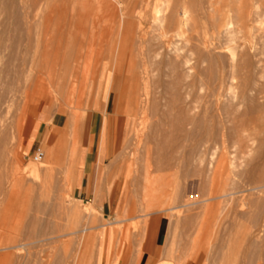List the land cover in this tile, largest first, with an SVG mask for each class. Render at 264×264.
Listing matches in <instances>:
<instances>
[{
    "label": "rangeland",
    "instance_id": "1",
    "mask_svg": "<svg viewBox=\"0 0 264 264\" xmlns=\"http://www.w3.org/2000/svg\"><path fill=\"white\" fill-rule=\"evenodd\" d=\"M16 1V4L12 5L11 0H0V39L5 41L8 47L10 43L12 45L14 42L20 41V39L22 41L23 37H25V40L23 39L22 41L21 48H19L22 49L21 51L24 57L21 55V51L18 50L19 60L21 58L23 59L20 62L21 64L19 63L20 66H18V69L15 68L18 72L22 73L17 72L18 75L15 76L17 80H13L14 77L11 73L10 82L12 84L14 82L15 86L13 87L16 89V92L14 90L15 95L12 96L13 99L9 103L7 102L8 100L6 101V98H8V94L6 97V93L8 92V48L3 53L5 57L4 65L0 66V73L6 72L4 79L1 80L3 82L0 81V92L5 97L3 104L0 105V128L3 125L5 126V130L0 136V246H2L3 242H5L4 245L8 244L7 235L16 237V245L26 244L27 246L20 251H13L15 255L13 254L14 259L10 263L9 260L11 259H8L7 256L8 252L1 253V255L5 256L2 257L0 264H100L104 233L108 238L107 247L109 249L114 248L119 253L124 249H129L132 259L135 254L139 257L142 253V244L145 242L149 232L148 227L157 220L159 223L162 222L165 228V238L160 248L162 254H164V261H161L160 264H264V242L262 241L263 245L259 243L255 248H252V242L249 239L250 230L255 231V228L258 229L257 223H260L259 229L264 226V222H262L264 221V0H236L240 3L243 1V3L245 2L247 6L249 5L252 8H247L244 5L245 3H242L243 6H246V9L252 10H250L251 16L253 17L252 21H255L252 23V26H254L252 28L253 34L255 35L253 36L252 46L250 45L252 48L245 51L254 63L253 68L256 69L251 68L254 72L250 70V74H253V77L248 73L247 75L245 74V78L244 73L242 74L243 76L241 74L239 76L237 74L238 72L236 73L237 76H235L234 72L236 69L230 64L231 61L228 60L227 64V59H229L227 57L231 55H228L229 52L219 50L216 51V55L220 58L226 56L224 58L226 60V69L224 73L219 75L216 81V84H218L216 86V91L218 92V94L216 92L217 98H213V100L208 98L209 89L214 84L212 78L208 79L213 73L211 74L208 69L206 70V66L203 69L207 73L205 71L203 72L207 75L210 74L208 77L206 76L207 79H204V77L202 82H200L195 76V73H197L195 72L196 70H192L188 79L190 84L193 83V86L189 89V92H191L186 104L188 102L193 104L197 112L199 110L198 107L200 108L204 105V108L209 107L211 109L209 111L207 108L214 118L212 120L215 124L218 123L216 125L212 124L215 127L217 126L216 128L220 127L221 132L224 130L225 137L223 140L226 139V142L223 141V144H225L222 145L221 140L220 143H217V146L216 143L209 142L208 144L199 146L195 153L192 152L191 141L181 144L182 147L184 146L183 150H181L182 148L179 145V149L181 150L178 149L177 154L179 161L175 162L176 164L169 165L168 170H165L167 179L164 178V171L158 172L154 170L151 174V184L157 189H153V196H151L152 191L147 192L144 189L147 186V182L142 164L137 163V165H134V160L127 159V162L125 161L121 164V167L119 165L120 169L118 167L113 168V165H111V163L114 164L112 162L114 161V157L124 146L121 144L124 137L123 128L126 127V121L128 119L124 113L127 107L125 91L127 84H125L124 76L119 72L116 61L110 58L111 43L114 41L115 36L105 38L103 40V46L99 48L100 50L96 51L97 58L91 59L87 65L83 64L85 68L82 67V70L84 69V72L80 69L82 73H78L77 84H80L85 79L90 81V87H88L80 103V113L84 114V119L80 120V129L78 126L74 132L70 133L68 137H65L67 140L65 138L60 139L63 124L68 121V118L60 117L56 111L57 105L55 99H51V95L49 94H43V92L49 89L48 86L47 88L46 86L43 87L42 90L39 87H35L37 80L35 77L39 73L37 72L38 75L35 77L34 75L40 69L37 63L40 62L41 57L38 56V53L42 55L40 52L44 50L43 44L40 45V41L43 42L46 37L56 36L59 32L63 33V31L60 30V26L56 20H53L46 27L43 24L41 25L42 18H39V16L31 19H23L24 17L22 16L23 18L21 19L24 20L22 22L20 14V17L14 18L12 13L14 8L17 7L18 9L16 8V10H20V3L18 0ZM136 1L138 2V0H121L123 6L129 2L135 3L136 5L132 7L136 8L137 6L139 11L144 5L140 3L141 0H139V4ZM163 2H166L167 5H163ZM163 2L157 3L158 6L163 5L161 15L164 16L162 18L168 12V10L166 12L168 3L167 1ZM152 3H155V1L150 0V4ZM7 8L8 17L5 14ZM150 9L148 8L147 10L150 11ZM249 10L247 11L249 12ZM164 11L166 13L163 14ZM181 12L180 10L179 14ZM179 18H181V15ZM196 20H198L197 24L199 27L197 26V28L199 30L197 28L193 29V31L186 29L184 34L185 40H181V38L179 40L174 39V45H179L180 47H177L182 49L185 54L191 49V45L187 43V39L197 38L198 36L207 37L206 34H210L209 32L211 31L208 32L209 26L211 27L210 24L212 23L210 19H203L200 16ZM21 24L26 28L30 26V29H26ZM18 25L20 26L18 27ZM160 30L158 26L151 27V25H148L146 28L148 32L147 39L152 36L153 38L151 39L155 40L157 36H160L159 34L162 32ZM255 30L257 31L255 32ZM23 32L28 33L25 35V33L22 34ZM20 33L22 35L18 37ZM67 34L68 30L65 33L63 41L68 38ZM237 37L242 38V35L237 34L235 39ZM158 38L155 41L149 39L151 41L149 42L151 49H158V44L160 43H157V41H160ZM55 39L58 40V38ZM223 44L225 45V42L222 40L221 45L224 46ZM154 49L152 50L155 51ZM240 50L238 49L236 51L238 55L242 52ZM53 51H56V49H53ZM225 53L228 54L226 55ZM245 53L243 52V54ZM34 56L37 57H35L36 60L40 58L36 61ZM23 60H25L24 66L22 65ZM26 62H30L31 65ZM102 62L105 63L103 76L108 71L110 79L108 81L103 78L100 79L98 93L95 100H93V97L96 95L94 86L97 82ZM193 64L195 65V62H192V66ZM227 66H232V68H228ZM34 67H38V69L36 70ZM33 68L35 71H33ZM113 68L115 70L112 72ZM32 73H34L33 76ZM83 74L84 76H82ZM158 77L155 79L161 81L164 79L163 76L160 77L161 79ZM31 79H33L34 84ZM78 79L81 82H78ZM192 79L196 80L193 82ZM165 81L167 80L164 79L162 83L165 84ZM209 83L211 84L208 85ZM245 83L249 85L248 88ZM240 85L244 86L241 87ZM245 87L247 91L243 95L242 90L244 89L243 91H245ZM50 90L48 91L50 92ZM160 91L162 90L159 89L156 97H160L161 99L163 97L168 98ZM52 97H54L53 94ZM164 98L162 100L157 99L160 103L161 112L165 109H163V104L165 107L166 103ZM103 103L104 108L102 106ZM106 105L114 122L112 135L114 141H116V150L109 157L110 159H108L106 165L99 168L93 181L95 194L102 195L101 204L99 205L96 202L97 198L86 197L82 192L81 194L76 192L75 186L80 184V169L84 167L85 147L88 145L91 130V112L94 110L102 111ZM211 105L214 106L211 107ZM212 109L214 110L212 111ZM243 117L247 119L245 120ZM248 118L250 119L248 120ZM135 119L137 120V118ZM242 119H244L243 122ZM153 121L155 122L156 118ZM255 121H257V124L254 123ZM16 123H18V132L15 126ZM231 124H237L240 127L245 125L242 126L243 137L241 140L225 134V130L232 127ZM254 124L256 125L254 126ZM167 129L169 127L163 123L160 130L166 131ZM48 132H53L54 135L52 140L47 144L45 137ZM157 135L159 136V134ZM226 135L230 139H227ZM69 136H71L70 140ZM244 138H246L247 142ZM54 139L56 141L58 139V142L55 141L53 143ZM60 141L64 142V144L61 145ZM65 145L67 147L69 146L70 149ZM58 146L62 147V149L57 148L60 159L56 157L55 160H51L50 153ZM154 148L156 149L157 147L155 146ZM38 150H42L45 153V158L41 163L33 162ZM126 151L128 153L129 149ZM72 155L73 157H71ZM141 156L139 157L141 158ZM221 156L225 157V174L220 183L216 187H213L211 185L213 171ZM76 162L79 163L77 164ZM108 170L112 172L111 176ZM133 172H136V176H134ZM157 172L159 175L155 176ZM15 173L16 175L18 174V177L21 175L20 177L23 180H16ZM115 174L117 175L114 176ZM134 177L137 178L133 181L135 179ZM156 180L161 181V184L158 182L157 185ZM260 185L263 186L261 187ZM161 191L163 192L161 193ZM224 191L225 193L232 194V196L222 198L221 196L224 195ZM211 195L214 198L207 204L203 203L204 200L211 198ZM60 204H63V208ZM252 204L254 205L252 206ZM91 205L95 206L94 211H91V213L82 218L80 222V224H83L82 226L79 224L75 228L68 210L77 206L83 209L85 207H91ZM33 220L36 221V224L34 222L32 224L31 221ZM121 220L122 222L118 223ZM258 220H261V222ZM100 225L101 227L99 228ZM90 227H93V229L72 236L73 238L68 235L71 231L77 230L80 232L82 229L84 230ZM262 228L261 230H264V227ZM10 232L12 233L10 234ZM99 232L100 237L97 238V241L94 237ZM91 236H93V243L90 240ZM87 239L91 242L88 243ZM82 241L83 249H81V255L78 253L77 248L78 243ZM248 253H251L252 258Z\"/></svg>",
    "mask_w": 264,
    "mask_h": 264
},
{
    "label": "bare ground",
    "instance_id": "2",
    "mask_svg": "<svg viewBox=\"0 0 264 264\" xmlns=\"http://www.w3.org/2000/svg\"><path fill=\"white\" fill-rule=\"evenodd\" d=\"M154 1H155V3L150 4V0H147V1L141 0L140 3L142 5H144V7H142V9L139 8L140 10L138 11L137 6H136V8L132 7L133 5L134 6L136 5L135 3L129 2L127 5L123 6V3L121 2V0H18V2L20 3V6H19L20 12L18 10H16L17 7L14 8V10L12 12L14 15L13 16L14 18H16L18 16L20 17V15H21L20 19L23 17H24L23 19H29V18L31 19V18H34V17L36 18L39 16V18H42L41 19V25L43 24L46 27L49 26L53 20H56V22L60 26V30L63 31V33L59 32L58 35H56L57 37L56 36H52L49 38L46 37L43 40V42L40 41V45L43 44V49H44L41 52L39 51L42 55H40L37 52L38 56L41 57V58L39 57L40 62L39 63L36 62L39 59L38 58L36 60L35 59L36 56H34V59L36 61L33 60L39 65L40 69H38V67L37 68L34 67L36 70L37 69L38 70L36 71V75H34V73H32V76L34 75V77L38 75L37 72L39 73V75L37 77H35V78H37V80L35 82V87H39L42 90L43 87L46 86V88H47V86H48V88L51 89L50 92L48 91L49 89L48 90L46 89L47 91L43 92V94L51 95V99L54 98L56 101V105H57L56 111H57L58 115L60 117H63V118H65V117L68 118V121L63 124L62 131L60 132L61 133L60 139H63L66 136L68 137V135L70 133L74 132L75 129H77V127L80 124V120L84 119V114L80 113L81 112L80 103H81V100H82L83 96L85 95L88 87H90V81L87 79H85L83 81V79L81 78L83 82H81L78 79L79 80L78 82H81V83L77 84L76 81H77V76H78V73L80 72V69L82 70V67H84L83 64L87 65V63L91 59L97 58L96 57V55H97L96 51L100 50L99 48H101L103 46L102 44H103V42H104L103 40L105 38H109V36H113V35L115 36L114 41L111 43L112 49L110 51V54H111L110 58L112 60L116 61V64L118 65L119 72L121 73V75L124 76L125 84H127L126 90H125L126 91V98H127V107L124 110V113L128 119L126 121V127L123 128L124 137H123L121 144H122V146L123 145L124 146L121 149V151L114 157V161H112V162H114V164L111 163V165H113V168H117V167L119 168V165L121 167V164H123L127 159L134 160V162H135L134 165L135 164L137 165V163L142 164L143 170H144L143 172L145 174V180L147 182V186L145 185L146 187L144 189L147 192L152 191L151 196H153L152 195L153 189L157 190L155 188V186L153 184H151V180H150L151 174L154 172V170H156L158 172L164 171V174L166 175V177L164 175V178L167 179V174H166L165 170L166 171L168 170L169 165L179 161V158L177 156L179 145L182 148L181 150H183L184 146L182 147L181 144H183L184 142L191 141L192 142V146H191L192 152L195 153V152H197L199 146H203L205 144H208L209 142L216 143V146H217L218 142L220 143V140L222 141L221 142L222 145L225 144V143L223 144V141L226 142V139L223 140L225 137V135L223 133L224 130H223V132H221L220 127H218V128H216L217 126L215 127V125L218 123L215 124V122L213 121L214 118L209 113V111L211 110V109H209V107H207L209 109V111L207 108H204L205 105L201 106L200 108L198 107L199 110L197 112L196 111L197 109L193 104H191L189 102L186 104L187 100L189 99L190 92H191V91L189 92V89L191 86H193V83L190 81L192 83V84H190L188 81L190 74L192 73V70H196L195 72H197V73H195V76L200 80V82H202V79L204 77H205L204 79H207V77L210 75V74H208V75L206 74L207 69L211 74L213 73V75H210L211 77H208V79L212 78L213 84H214L209 89V94H208L209 97L208 98L211 100H213V98H217L216 97L217 96L216 95V92H217L216 86L218 84H216V81L218 80L219 75L225 72L226 60L224 58L226 56L224 55L225 57L224 58L222 57L223 58L222 59L216 55V51L224 50L226 52H229V54L225 53L226 55L227 54L231 55L230 56L231 58L229 56L227 57V58H229V59H227V64H228V60L231 61V63L230 62L229 63L233 66V68L236 69V71L234 70L235 76H237L236 75L237 72H238L237 74H239V76H240V74L242 75L244 73V77L246 78L245 74L246 75L248 73L250 74V70H251V68H253L254 63L251 61L250 57L248 56L247 53H245V51H248L249 48H252L251 44L253 41V36H255L253 34V29H252V28H254V26H252V23L254 20L252 21L253 17L251 16V13H250V10L252 8L249 5L247 6L245 2H244L245 3L244 4L243 1H241V2L244 5H246L247 8L248 7L251 8L250 10L246 9L245 8L246 6H243L242 3H240L236 0H214V2H212L213 0H163V1H167V3H168L167 9L164 6V8L166 9V12L168 10V12L166 14L167 16L165 15L166 18L165 17L162 18L164 15L163 16L161 15L162 10H163L162 7H163V5L166 4V2L164 3L162 0H153V2ZM160 1L164 3L162 6L160 4H159L160 6H158V4H157L158 2L161 3ZM16 2H17L16 0H11L12 5H15ZM138 2H139V0H138ZM12 7H14V6H12ZM148 8H151L150 11L147 10ZM180 10L182 11L181 14H179ZM247 10H249V12ZM166 12L164 11L163 14ZM5 14L8 17V8L5 10ZM180 15H181V18H179ZM200 16H202L203 19L207 18V20L210 19V21H212V23L210 24L211 27L209 26V30L207 29L208 32L211 30L209 32L210 34H206L207 37L206 36L205 37L198 36L197 38H190L189 40L187 39V43H189L191 45V49L189 52L187 51L188 53L185 54L182 49L177 47L179 45H177V46L174 45L175 44L174 39L179 40V38H181V40H185V38H184L185 30L188 29L190 31H193V29L197 28V26H198L197 21L198 20H196V19ZM18 21H19V18H18ZM22 21H24V20L21 19V22ZM12 25L14 26V24H12ZM148 25H151V27L158 26L161 29L160 31H162L161 34H159L160 36H157V38L159 37L158 39L160 40V41H157V43L160 42L158 44V49L155 50L156 48L155 49L152 48L155 51H153L151 49V45H149L150 44L149 42L154 40V39H151L153 37L151 36L149 38V39H151V41H149V39H147L148 38L147 37L148 32L146 31V28ZM208 25H209V23H208ZM19 26L20 25H18V27ZM22 26H24V25H22ZM207 28H208V26H207ZM26 29L29 30L30 26H28ZM197 29L199 30V28H197ZM67 30H68V34H67L68 38L66 39L67 41L66 40L63 41L64 40L63 38L65 37V33ZM256 31L257 30H255V32ZM157 32H159V31H157ZM24 33L26 35V33H28V32H23L22 34H24ZM61 33H62V35H61ZM22 34L20 33V35L18 37H20ZM237 34L238 35L241 34L242 38L237 37V39H239V38L240 39L239 40L235 39ZM55 38H58V40H56ZM23 39L25 40V37H23ZM23 39H22V41H23ZM10 40H11V38H10ZM222 40L225 42V45L223 44L224 46L221 45ZM22 41L20 39V41H16L12 45H10L11 44L10 43L7 47L6 42L2 41L0 39V66L4 65V58L5 57H4L3 53L7 50V48H8V53H9L8 54V92L6 93V97L8 94V98H6V101L8 100L7 101L8 103L11 99H13L12 96L15 95L14 90L16 92V89H14V87H13V86H15L14 82H13V84L10 82L11 81L10 77L12 76L11 75V73H12L13 77H14L13 80H14V79H16L15 76L18 75V73H20L16 69H18V66H20L19 63L21 62V60L23 58H21L22 57L21 56L20 57L21 60H19L17 51L22 50V49H19L22 46ZM254 42H256V41H254ZM107 44H108V42H107ZM23 49H24V47H23ZM53 49H56V51H53ZM238 49L242 50V52L240 50V52H241L240 54H242V55H240V54L238 55V53H236V51ZM51 51H53L54 53ZM50 52L53 54H51ZM243 52L245 54H243ZM20 53H22V51ZM21 55H23V53ZM250 56H252V55H250ZM23 57H24V55H23ZM25 60L22 61V65L24 64ZM30 62H28V63H30ZM192 62H195V65L193 64V66H192ZM104 64L105 63L102 62L101 66H100L97 82L94 86L96 89V95H95V97H93V100H95V98L97 96L98 89H99L98 83H99L100 79L103 78L107 81L110 79V74L108 73V71H107V73H105V76H103V74H104L103 70L105 68ZM22 65H21V67H22ZM30 65H31V63H30ZM162 66H163V68H162ZM204 66H206V70L203 69ZM232 66H227V67L232 68ZM34 68H33V71H35ZM12 69L14 70V72H12L13 71ZM19 69H20V67H19ZM113 70H115V68L112 69V72H113ZM254 70H256V69H254ZM20 71H22V70H20ZM110 71H111V69H110ZM203 71H205L206 73ZM251 71L254 72L253 70H251ZM85 72H86V70H85ZM5 73L6 72L0 73V81L4 79ZM81 73L82 72H80V74ZM252 75L253 74H250V76H252ZM79 76H81V75H79ZM82 76H84V74ZM162 76L164 77L165 80H167V81H165V84L162 83V82H164L163 78H162L163 79L162 81L159 79H157V80L155 79L157 77L160 78ZM31 80L33 82V79H31ZM194 80H196V79H194ZM194 80H193V82H194ZM221 81H223V80H221ZM1 82H3V81H1ZM4 82H5V80H4ZM33 84H34V82H33ZM210 84L211 83H209L208 85H210ZM219 84H220V82H219ZM244 85H242V86H244ZM250 85H251V83H250ZM219 86H221V85H219ZM246 86L248 88L249 85L246 84ZM35 87H33V88H35ZM30 89L32 90V88H30ZM159 89L162 90L160 92H162V94H164L165 97H168V98H164L161 95L166 100V103L163 102V103H165V107H164V104L162 103L163 109L165 108L164 111H162V112L160 110V105H159L160 103L157 101V99H161V98L156 97V94H158L157 92L159 91ZM243 90H242V94L244 92L246 93V91H247L246 87H245V91H243ZM163 91H164V93H163ZM20 92H21V90H20ZM35 92H36V90H35ZM160 92H159V94H161ZM240 92H241V90H240ZM52 94L54 95V97H52ZM217 94H218V92H217ZM158 96H160V95H158ZM210 97H212V98H210ZM4 98L5 97L0 92V105L3 104ZM213 106L211 105V107H213ZM10 107H8V108H10ZM1 108H2V106H1ZM161 108H162V106H161ZM213 110L214 109H212V111ZM152 117H154L153 120H155V118H156L155 122L152 120ZM260 117H261V115H260ZM135 118H137V120ZM235 118H237V117H235ZM243 118H245V120L247 119L246 117H243ZM249 119L250 118H248V120ZM240 120H241V118H240ZM243 120L244 119H242V122H243ZM150 121H153V122H150ZM219 121H220V119H219ZM228 122H229V120H228ZM154 123H156V124H154ZM163 123H165L169 127V129H167L166 131H161L162 129L160 130L161 125ZM212 123L215 125H213ZM254 123L257 124V121H255ZM221 124H223V123H221ZM226 124H227V122H226ZM256 124H254V126ZM15 126H16V130L18 132V129H19L18 123H16ZM231 126L232 127L228 128V129L225 128L226 130H229V131L225 130V134H228L229 137H233L237 140L238 139L241 140L243 137V133H242L243 127L242 126H245V125H242L240 127L237 124H233V125L231 124ZM79 129H80V126H79ZM4 130H5V126L3 125L0 128V136L2 135ZM160 131H161V133H160ZM157 134H159V136ZM258 134H259V130H258ZM53 135H54L53 132L47 133V135L45 137L47 144L50 140H52ZM9 137L10 136H9V132H8V139H9ZM69 137H70L69 138V140H70L71 136H69ZM229 137H227V135H226L227 139ZM248 138H249V136H248ZM244 139L246 141V138H244ZM231 140H233V139H231ZM55 141L56 140L54 139L53 143H55ZM56 142H58V139ZM60 142H61L60 143L61 145L64 144V142H62V141H60ZM0 143H1V141H0ZM60 144L58 143V145H60ZM155 146L157 147L156 149L154 148ZM57 148L62 149L61 146H58L55 149L53 148L54 150L51 149L52 150L50 153L51 160H55L56 157L59 158L58 155H60V154H59V150ZM67 148H69V146ZM71 149H72V147H71ZM127 149H129L128 153L126 151ZM64 151H62V152L64 153ZM68 153L70 154V152H68ZM139 153H142V154H140V155H142L141 158L139 157L140 156ZM65 154H67V153H65ZM73 155L71 157H73ZM52 158H54V159H52ZM66 160H68V159H66ZM224 161H225V157L221 156L220 160L218 161V163H217V165L213 171L212 180H211V185L213 187H216V185H218L220 183V181L222 180V178L225 174L224 173L225 172ZM126 164H124V165H126ZM111 165H110V167H112ZM166 167H167V169H166ZM170 167H172V166H170ZM122 168H124V167H122ZM135 168H136V166H135ZM107 169H108V167H107ZM132 170L135 171L134 169H132ZM108 171H110V170H108ZM252 171H254V170H252ZM118 172H120V171H118ZM118 172H115V173H118ZM110 173H111L110 174V176H111L112 172L110 171ZM157 173H156V175L154 173V175L155 176L159 175V173L158 174ZM66 174H68V173H66ZM133 174H134V176H136L135 175L136 172L135 173L133 172ZM133 174H129V175H133ZM17 175L15 173V177H16L15 179L16 180H23L20 177L21 175L19 177ZM116 175L117 174H115L114 176H116ZM193 175H195V174H193ZM64 176H66V175H64ZM136 178L133 179V181L136 180ZM143 180H144V177H143ZM163 181H165V180H163ZM156 182L158 185L159 181L156 180ZM159 183L161 184V181ZM260 183H261V181H260ZM203 184H205V183H203ZM165 186H166V184H165ZM260 186L262 187L263 185H260ZM162 187H163V185H162ZM162 192L163 191H161V193ZM226 193L224 191V195H222L221 197L222 198H228L229 196H232V194H228V193L226 194ZM151 196H150V198H152ZM155 198H153V199H155ZM213 198L214 197L212 196L211 198L204 200L203 203L207 204ZM253 205L254 204H252V206ZM60 206L63 208V204H60ZM94 207L95 206L91 205V207H85L82 209V208H79L77 206V207H72L71 209L68 210V213L71 215V217L73 219L75 228H77V226L80 224L82 218L85 215H88L89 213H91V211H94V209H95ZM90 218H91V215H90ZM258 221L261 222V220H258ZM31 222L33 224V222L35 223L36 221L33 220ZM121 222H122V220L118 223H121ZM262 222H264V221H262ZM259 224L260 223H257L258 229L255 228V231L250 230V232H249V237H250L249 239H251L250 242H252L251 243L252 248L253 247L255 248L257 245H259V243L260 244L262 243V245H263V242H264V240H263L264 230H261V228L264 226L260 227V229H259ZM80 225L82 226L83 224H80ZM262 225H263V223H262ZM81 226H79V227H81ZM103 226H105V225H103ZM79 227H78V229H79ZM84 227H85V225H84ZM100 227H101V225L99 226V228ZM92 229H93V227H90L87 229L85 228L84 230L82 229L80 232L77 230H74V231H71L68 235L72 237V236L78 235L79 233H84L88 230L90 231ZM12 232H14V231H12ZM12 232H10V234ZM0 236H1V234H0ZM7 236H8L7 237L8 238V242H7L8 244L4 245L5 242H3L2 246H0V262L2 260V257L5 256V255L4 256L1 255V253L8 252L7 256H8V259H11V260H9V263H10V261H12V259H14L13 254L15 255V253H13V251H15V250L20 251V250L24 249L27 245L26 244L25 245H21V244L16 245V242H17V241H15L16 237L15 236H9V235H7ZM93 236L90 237L91 241H92ZM98 237H100V232L94 237L95 240L98 241V239H97ZM88 238H89V236H88ZM90 240H88V243L91 242ZM93 242L94 241H92V243ZM88 243H86V244H88ZM77 249H78V253L82 255L81 249H83V241L78 243ZM250 249H251V247H250ZM249 255L251 256V253ZM251 258H252V256H251Z\"/></svg>",
    "mask_w": 264,
    "mask_h": 264
},
{
    "label": "crops",
    "instance_id": "3",
    "mask_svg": "<svg viewBox=\"0 0 264 264\" xmlns=\"http://www.w3.org/2000/svg\"><path fill=\"white\" fill-rule=\"evenodd\" d=\"M104 108V103L102 104ZM91 130L88 145L85 147L84 167L80 169V184L75 186L76 192L86 197L97 198L101 204L102 195L95 194L93 181L99 168L106 165L109 157L116 150V141L113 138V119L109 114L107 105L105 109L91 112ZM95 124V125H94ZM99 199V200H98ZM114 213V212H113ZM148 234L142 244V253L131 259L130 250L124 249L119 253L114 248L107 247V235L103 234L102 254L100 264H160L164 261V254L160 248L165 238L162 222L155 221L148 227Z\"/></svg>",
    "mask_w": 264,
    "mask_h": 264
},
{
    "label": "built area",
    "instance_id": "4",
    "mask_svg": "<svg viewBox=\"0 0 264 264\" xmlns=\"http://www.w3.org/2000/svg\"><path fill=\"white\" fill-rule=\"evenodd\" d=\"M45 158V153L42 150H38L35 154V157L33 159V162L35 163H41Z\"/></svg>",
    "mask_w": 264,
    "mask_h": 264
}]
</instances>
